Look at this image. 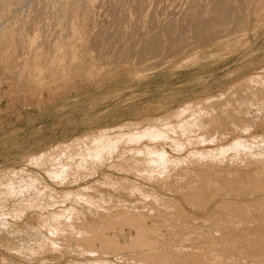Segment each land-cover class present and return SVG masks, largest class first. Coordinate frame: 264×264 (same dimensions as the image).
I'll list each match as a JSON object with an SVG mask.
<instances>
[{
	"label": "rangeland",
	"instance_id": "rangeland-1",
	"mask_svg": "<svg viewBox=\"0 0 264 264\" xmlns=\"http://www.w3.org/2000/svg\"><path fill=\"white\" fill-rule=\"evenodd\" d=\"M91 3L0 29V264H264V0Z\"/></svg>",
	"mask_w": 264,
	"mask_h": 264
},
{
	"label": "bare ground",
	"instance_id": "bare-ground-1",
	"mask_svg": "<svg viewBox=\"0 0 264 264\" xmlns=\"http://www.w3.org/2000/svg\"><path fill=\"white\" fill-rule=\"evenodd\" d=\"M93 0H0V15H1V13H2V11H4V13L6 12V14L3 16L2 15V19L0 18V29H5V28H7L9 25L11 26V23L13 22V24H12V26L15 24L14 22H16V20H17V22H18V19L15 17V14H16V12L19 14L18 16L20 17H22L23 16V14L22 15H20L21 14V12L20 11H22L23 13L24 12H27L26 10H28L29 9V11L31 10V9H33L34 11H33V14L32 13H29L28 15L26 14V13H24V14H26V17L27 16H29V18L32 16V15H34L35 13L34 12H36L37 14H38V12L39 13H41L42 11H44V10H42L41 11V9H45V15H46V17H43V15H44V13L42 12L41 14L42 15H40L39 14V16L38 15H36L37 17H40V18H37L36 19V17H35V15H34V18H33V20L34 19H36L38 22H40V19L42 18V20L41 21H43V18H46V19H48V15H50L51 17V20H53V22H55V23H53V22H51V20H50V22H51V24L49 23V26H48V24H47V26L45 25V23H44V21L42 22V23H44V24H42L41 22H40V24L39 25H37V26H39V28L41 27H44V26H42V25H45L46 26V29L47 28H49V30L51 31V29L52 30H54L55 31V29H53L52 28V25L54 24L55 26L56 25H59L60 26V28H61V26H64V23H65V21H66V23L68 24V22H67V18H69L70 17V15L71 14H74L75 12H80L81 14L82 13H87V12H91L92 11V9H91V5H92V2ZM46 3V4H45ZM13 4V5H12ZM14 7L13 8V10L11 9L12 8V6ZM94 7V6H93ZM31 8V9H30ZM91 9V10H90ZM90 10V11H89ZM28 11V12H29ZM41 11V12H40ZM9 14H8V13ZM20 12V13H19ZM30 12H32V11H30ZM83 14V15H84ZM13 17H15V21L13 20ZM25 17V15L23 16V18H19V20H22V22L24 21V19H26V18H24ZM33 17V16H32ZM29 18H27L28 19V21L30 20ZM72 18V15H71V17H70V19ZM26 19V20H27ZM32 19V18H31ZM26 20H25V22H26ZM32 20V25H36L37 24V21H33ZM75 20V19H74ZM16 22V24H18ZM21 22V23H22ZM36 22V24H33V23H35ZM76 22V21H75ZM74 22V23H75ZM29 23H30V25H31V20L28 22V25H29ZM24 24V22L22 23V25ZM26 24V23H25ZM24 24V25H25ZM42 24V25H41ZM20 26H17L18 27V29H16L15 28V30H14V33H15V31L17 30L18 32H17V34L15 33V35L17 36H13L14 37V41L16 42V44L18 43V47H19V53H18V56L20 57V59H21V61H23V63H25V62H27V57H25V55H26V53H33L34 55H36L37 53H36V50L35 51H33V52H31V50H32V47L34 46V48L35 49H39V48H41V47H43V45L41 44L42 42H43V39L41 40V41H39L38 42V40H36V38L38 37H36V38H34L36 35H32L33 36V38L32 37H30V35L32 34H30L29 35V33H30V31L32 30V27H31V29H30V31L28 32V33H25L24 32V30L26 31L27 30V26H25L24 27V29H21L22 27H21V24H19ZM23 25V26H24ZM27 25V24H26ZM30 25H29V27H30ZM41 25V26H40ZM15 26V25H14ZM36 26V27H37ZM66 26V25H65ZM69 25H67V27H68ZM28 27V28H29ZM34 27V26H33ZM35 27V28H36ZM58 27V26H57ZM20 28V29H19ZM38 28V27H37ZM39 28L37 29V30H39ZM45 28V27H44ZM42 29L43 30V32H48L47 33V35L48 34H51V32H53V31H45V29ZM51 28V29H50ZM59 28V27H58ZM57 28V34H54V35H56L55 36V40L57 39V43H59L60 44V46H61V44H62V42L64 43V38H63V35H64V33L62 34V33H60V28L58 29ZM65 28V27H64ZM63 29V28H62ZM61 29V30H62ZM3 30H1V32H3ZM34 30V29H33ZM36 30V29H35ZM66 30V29H65ZM28 31V30H27ZM40 31H41V29H40ZM33 32H35V34H36V31H33ZM42 32V33H43ZM5 33V32H4ZM14 33H12V35L14 34ZM38 33H39V35H40V33L41 32H37V35H38ZM42 33H41V36H42ZM52 34V35H53ZM43 35H44V33H43ZM47 35L45 36L46 38H45V40L47 39ZM41 36H40V38H41ZM65 36V35H64ZM16 37V38H15ZM48 37H49V35H48ZM54 37V36H53ZM52 37V38H53ZM1 38V37H0ZM40 38H39V40H40ZM44 38V37H43ZM52 38H48L49 40L50 39H52ZM47 39V40H48ZM44 40V41H45ZM46 40V41H47ZM52 40H54V39H52ZM51 40V41H52ZM51 41H47V43L49 44V45H53V44H50V42ZM59 41V42H58ZM1 42V41H0ZM44 43V42H43ZM56 43V42H55ZM44 44H46V43H44ZM30 45H31V47H30ZM63 45V44H62ZM50 47V46H49ZM158 46H157V38H154L150 43H149V45H147V46H145L143 49H142V51H146V50H148L149 49V51H151L150 49H154V51H155V49L157 48ZM60 48V47H59ZM61 48H62V46H61ZM61 50V49H60ZM59 50V51H60ZM40 51V50H39ZM149 51H147V52H149ZM66 52V51H65ZM55 54L54 55H56V52H54ZM143 53V52H142ZM33 54H32V56H33ZM50 54V53H49ZM57 55H60V57L62 56L61 54H57ZM51 59H54V58H52L51 56H49ZM57 57V56H56ZM59 57V56H58ZM62 58V57H61ZM52 61V60H51ZM29 63V62H28ZM29 65V64H28ZM18 67V66H17ZM19 68V67H18ZM20 69V68H19ZM18 75V74H17ZM189 103V102H188ZM187 103V104H188ZM186 104V105H187ZM189 107V106H188ZM183 108V107H182ZM182 108H179V109H182ZM179 109H178V111H179ZM184 110V109H183ZM110 131V130H109ZM87 136V135H86ZM78 139V138H77ZM75 142V141H74ZM74 215V214H73ZM96 225V224H95ZM146 225V224H145ZM145 225H143V226H145ZM142 226V227H143ZM148 226V225H147ZM82 227V226H81ZM141 227V228H142ZM73 229V228H72ZM144 229V228H143ZM148 229H150L151 230V228L150 227H148ZM153 229V228H152ZM160 229V228H159ZM158 229V231H157V229H153V231H152V233L154 232V230H156L157 232H159L160 230ZM96 230V229H95ZM141 230V229H140ZM151 231H149V230H147V234L149 233V232H151ZM155 231V232H156ZM139 232V231H138ZM163 232V231H162ZM91 233V232H90ZM80 234V233H79ZM78 234V235H79ZM83 234V233H82ZM87 234V233H86ZM92 234V233H91ZM140 234V233H139ZM145 235H146V233H144ZM156 235L157 233H153V235ZM50 235H51V233H50ZM84 235V234H83ZM141 235H143V234H141ZM145 235H144V237H145ZM159 235H161V233L159 232L158 233V236ZM93 236H94V234H93ZM92 236V237H93ZM99 236H101V235H99ZM157 236V235H156ZM157 236V237H158ZM98 236H96V238H97ZM140 237V239H141V236H139ZM139 237H137V238H139ZM80 238H81V236H80ZM80 238H78V239H80ZM114 238V237H113ZM136 238V237H135ZM143 238V237H142ZM132 239H133V236H132ZM82 240V239H81ZM81 240H79V241H81ZM101 240V239H100ZM131 240V239H130ZM142 240V239H141ZM144 240V239H143ZM159 240V239H158ZM157 239H155L154 240V244H155V241H158ZM51 241V240H50ZM83 241V240H82ZM93 241H95L94 239H93ZM96 241H99V240H96ZM114 241H115V239H114ZM116 241H118V240H116ZM147 241H149V240H144V241H140L141 242V244H143V243H145V242H147ZM241 240H239V245H240V247H242L243 246V244L244 243H242V246H241V242H240ZM55 242V241H54ZM152 242V241H151ZM53 243V242H52ZM118 243V242H117ZM116 243V244H117ZM139 243V242H138ZM148 243V242H147ZM147 243H145V244H147ZM153 243H149L150 244V246H152V244ZM91 244H92V242H91ZM94 244V243H93ZM156 244H157V242H156ZM160 244H161V242H160ZM235 245H237V242L236 243H234ZM247 244V243H246ZM255 244V243H254ZM111 245V244H110ZM144 245V244H143ZM142 245V246H143ZM159 245V244H158ZM157 245V246H158ZM251 245V244H250ZM258 245V244H257ZM117 246V245H116ZM122 246V245H121ZM125 246V245H124ZM123 246V247H124ZM132 246V245H131ZM136 246V245H135ZM139 246H141V245H139ZM145 247H148V245H144ZM156 246V245H155ZM154 245L152 246V247H155ZM213 247H215L214 245H212ZM251 246H253L252 248H254V245H251ZM250 246V247H251ZM255 246H256V244H255ZM123 247H120V249L121 248H123ZM127 247V246H126ZM229 247H233V246H229ZM237 247H238V245H237ZM128 248V247H127ZM136 248V247H135ZM149 248V247H148ZM41 249V248H40ZM112 249V248H111ZM117 249V248H116ZM142 249H143V247H142ZM159 248H157V250H158ZM229 249V250H228ZM232 249V248H231ZM233 249H235V248H233ZM237 249V248H236ZM238 249H240V248H238ZM245 249V248H244ZM114 250V249H113ZM119 250V249H118ZM152 250V249H151ZM150 250V251H151ZM159 250H161V249H159ZM227 250H228V254H227V256H229V254L231 255V251H230V248H228L227 247ZM227 250H225L226 252H227ZM149 251V252H150ZM154 250H152L151 252H153ZM224 250L222 249V252H223ZM240 251V253H241V249L239 250ZM244 251H246V249L244 250ZM244 251H242V253L244 252ZM163 252V251H162ZM232 252L233 253H237V251H233L232 250ZM144 253V252H143ZM142 253V254H143ZM239 252H238V255L240 254ZM145 254H146V252H145ZM164 254V253H163ZM167 255V254H166ZM237 254H235L234 256H236ZM237 255V256H238ZM141 256H143V255H141ZM233 256V257H234ZM154 257H155V255H154ZM158 257H160V256H158ZM166 257H168V256H166ZM233 257H226V261L229 259L230 260V258L232 259ZM240 257V256H239ZM134 258V257H133ZM146 258H148V257H146ZM151 258H153V257H151ZM165 258V257H164ZM228 258V259H227ZM235 258V257H234ZM234 258L232 259V261L234 260ZM145 259V258H144ZM147 260V259H146ZM150 260V259H149ZM148 261V260H147ZM151 261V260H150ZM165 261V260H164ZM226 261H225V263H226ZM235 261V260H234ZM98 262V261H97ZM103 262V264H107V261L105 262V261H102ZM153 262V261H152ZM151 262V263H152ZM157 262H159L158 260H157ZM162 262V261H161ZM168 263H169V261H167ZM166 262V263H167ZM192 262H194L195 263V261H192ZM236 262V261H235ZM164 263V262H163ZM165 263V264H166ZM171 263V262H170ZM189 263V262H188ZM193 263V264H194ZM225 263H221V264H225ZM236 263H240L239 261L238 262H236ZM235 263V264H236ZM117 264V263H116ZM153 264H154V262H153ZM190 264V263H189ZM195 264H202V262H200V261H196V263ZM204 264H212V263H208V262H204ZM233 264V263H232ZM241 264V263H240Z\"/></svg>",
	"mask_w": 264,
	"mask_h": 264
}]
</instances>
